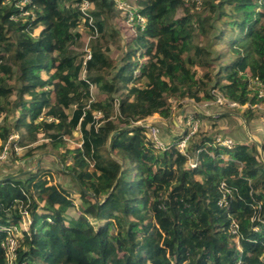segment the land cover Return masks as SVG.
<instances>
[{"label": "trees", "instance_id": "1", "mask_svg": "<svg viewBox=\"0 0 264 264\" xmlns=\"http://www.w3.org/2000/svg\"><path fill=\"white\" fill-rule=\"evenodd\" d=\"M89 2L86 16L80 0H0V149L11 133L25 157L47 140L71 156L81 200L48 169L1 179L0 264H264V136L226 149L199 130L191 167L135 123L158 114L169 124L172 101L209 102L212 89L256 102L246 73L264 82V0H135L146 21L131 36L108 22L127 19L114 0ZM215 21L214 38L232 31L233 55L216 66L200 42ZM12 232L9 263L1 243Z\"/></svg>", "mask_w": 264, "mask_h": 264}, {"label": "built area", "instance_id": "2", "mask_svg": "<svg viewBox=\"0 0 264 264\" xmlns=\"http://www.w3.org/2000/svg\"><path fill=\"white\" fill-rule=\"evenodd\" d=\"M28 0H21L22 3L27 2ZM116 7L123 10L124 14L126 15V23L127 24H133L134 21L136 24L141 25V28H143V25L145 24V19L141 17L136 10L131 8L128 3H126L124 0H114ZM80 10L82 13H84L86 16L89 15L88 10L90 8V2L89 0H80ZM135 27V26H134ZM85 58L90 57V52L85 47ZM248 86L250 89V96H256L258 99L254 103H239L235 100H230L226 98L222 93L217 91L216 89H212L211 93L213 95V99L209 102H204L202 104L203 108H207L210 110L208 106L213 105L215 106V109L209 112V117L212 120H217L221 114H225V111L223 112L222 106H228L233 109L242 108L245 110L246 108H250L252 110H264V82L258 78L257 76L248 75ZM190 101H193L190 99ZM194 102V101H193ZM200 108L201 110H193L192 112H184L183 115H176L173 116L174 120V127H173V135L171 138H163L162 131L160 130V124L158 125V121H153L151 118L147 117L143 120L135 122L136 124L144 127L149 135V138L152 142V144L156 148H170L174 147L179 153L183 154L184 156L188 157V164L189 166L193 167L196 164L195 158H190L189 154L186 152L187 145L189 143L190 138L198 132L201 129L202 120L200 116L203 115L202 110L203 108ZM196 108V107H195ZM100 114L97 113V116ZM48 120H51V118H48ZM172 120V121H173ZM171 131V129H170ZM176 137L175 139H172ZM18 139L17 133H11L7 139V141L4 143L3 147L0 149V161L7 158L8 152L10 149V143L13 142V150L16 152L20 150L22 147L18 146L16 144V141ZM212 143L216 146L231 149L235 143V141L228 136L226 133H223L221 131L215 132L212 136ZM81 146V144H78ZM220 187L225 192L226 195L231 194V188L227 186L224 182L220 183ZM219 204L222 206L227 207L228 201L223 196L219 200ZM237 223L232 219L229 225V231L231 234L235 235L234 240H237ZM16 228L14 227V230ZM4 251L5 256L7 258V261L9 263H12L13 260H15V247L17 245L16 239L14 238L13 232L10 233L9 236L1 243Z\"/></svg>", "mask_w": 264, "mask_h": 264}, {"label": "rangeland", "instance_id": "3", "mask_svg": "<svg viewBox=\"0 0 264 264\" xmlns=\"http://www.w3.org/2000/svg\"><path fill=\"white\" fill-rule=\"evenodd\" d=\"M126 3H128V5L131 6L132 10L133 8L136 10V6H135V3L134 1L135 0H124ZM19 2V1H18ZM17 4H20V3H17ZM21 6V5H20ZM182 14V11L179 10L178 11V15H181ZM108 22L111 24V25H114L115 26H120L122 27V32L126 35V36H131L132 34H135V25H136V22L134 21L133 24H127L126 22L125 23H122V21L118 20L116 21L115 19H109ZM221 28V21H215L214 22V27H213V30L211 32V34L209 35V37H202V39H200V42L201 44L205 45V46H208V48L210 49V51L212 52L213 54V62H214V65H219V64H222L224 62H227L229 60H231L233 58V55L232 54H229V49H230V44H228V38L232 35V31L231 30H226L225 33L223 34L222 38L218 39V38H214L213 37V34H216L217 31ZM35 33H37V30L34 31ZM85 47L84 46H81V47H77V51L79 53L82 52V50H84ZM113 53V52H112ZM218 54H221L222 55V58H221V61L219 60H216V56ZM114 56L115 59H118V55L116 52H114L112 54ZM198 70V69H197ZM198 74H200V71L198 70ZM248 75H251L249 72L246 73V76ZM91 92H92V95L94 98H100V95L99 93L97 92L95 86H91ZM173 103V116H176L177 113H178V109L182 108V106H186V107H190L189 109L191 108H194V106L196 107H202V105L198 104V103H195L193 101H190V99H185L184 101L178 103V101H172ZM183 104V105H182ZM180 106V107H179ZM210 109L211 108H214L215 109V106L213 105H210L208 106ZM223 108V112L224 111H230V112H233L235 113L234 115H229L231 116L232 118H234V120L236 121L237 118H240V116L242 117L243 116V109L242 108H235L234 110H232L233 108H230L228 106H222ZM257 116H260L264 114V110H253ZM226 114H221V116H225ZM10 118H14L16 116L15 112L13 110H11V114H10ZM264 116V115H263ZM244 119V118H243ZM256 119V118H255ZM249 120L247 123L248 125V128H249V131L250 133L256 137V138H259L262 136V134H264V124L262 122V119L259 118L257 120ZM153 121L154 120H157L158 121V125L160 124V121L162 120L161 117H159L158 115H156V117H154V119H152ZM0 121H3V117L0 116ZM239 122V121H238ZM164 123L168 126L169 129H171V132L169 133V135H166V138L169 139L172 137L173 135V123H166L164 121ZM240 124V123H238ZM259 126H262L261 129ZM239 128H240V133H241V136L243 139L245 140H248L247 139V136H246V133H245V129H244V126H243V123H241L239 125ZM160 130H161V124H160ZM162 131V130H161ZM203 132V131H202ZM213 134V133H211ZM79 131L78 132H75L74 135L71 137V141H68L67 142V145L70 147V148H73L75 146H77L79 144L78 142V138H79ZM163 136V134H161ZM176 137L172 138V139H175ZM39 147L36 151V153L33 155L35 157H42L41 159L44 161V164L48 165V166H51L55 171L57 172H62V170H66L67 172H70V167H71V164H72V161H71V156H64L62 157V155H60L58 153V151L55 149V148H52L50 146V144L48 143L47 140H43L41 139L38 143ZM25 149L21 148L20 150H18L17 152L15 150H10L8 152V155H7V158L3 159L0 161V172L1 171H6V172H15V170L20 167V163H17V162H20L21 160H23L25 157V154H24V151ZM24 156V157H23ZM36 160V159H34ZM32 163H27L26 165H24V168H27L29 166H31ZM11 168V169H10ZM22 168V167H20ZM23 169V168H22ZM65 172V171H63ZM68 174L69 176H67L66 179H69L67 182H69V188L71 191H73L74 193H76V196L73 197L74 200H76L77 202H79L78 200H80V197H78L77 195V191L79 189V183L74 180L73 181V178L71 177V173H66ZM72 182V183H71ZM81 201V200H80Z\"/></svg>", "mask_w": 264, "mask_h": 264}, {"label": "crops", "instance_id": "4", "mask_svg": "<svg viewBox=\"0 0 264 264\" xmlns=\"http://www.w3.org/2000/svg\"><path fill=\"white\" fill-rule=\"evenodd\" d=\"M202 104L203 103H201L200 105H202ZM184 105L182 106V108L178 109L179 110L178 113H177L178 116L183 115V113L187 112V111L192 112L193 110H201L200 109L201 107L199 108V107L194 106V108L189 109L190 107H186ZM212 110H214V109L211 108L209 110L207 108H203V110H202L203 115L200 116V118L202 120V124H201V129L200 130L203 131L204 134L212 136L215 132L221 131L223 133H226L228 136H230L235 142H245V143H250V142H253V141H256V142H259V143L261 142L264 134H262V136L259 137V138L254 137L250 133L248 125H247L248 123L243 119V117L240 116V118H237V120L235 121L234 118L229 116V115H234L235 113L230 112V111H228V112L225 111V114H226L225 116H219L217 118V120H212L209 117V112L212 111ZM156 115H158V114H154L153 116H149V118L154 119V117H156ZM258 118H259V120L261 118L262 122L264 124V116H261V117H258ZM258 118H256V119L254 118V119L257 120ZM173 119H175V118H173ZM254 119H251V120H254ZM154 121H157V120H154ZM164 121L165 120L162 119L160 121V123H161V130H162L163 138H166V135H169V133L171 131L168 128V126L164 123ZM172 122L174 123V120ZM238 123H240V124L243 123L244 129H245V133H246V136H247L248 140H245V139L242 138L241 133L239 132L240 131V128H239L240 124H238ZM259 127L261 129L262 126H259ZM211 133H213V134H211ZM35 153L36 152H34V154ZM34 154H32L31 156H27L26 158H24L20 162H17V163H20V167H22L23 169L18 167L15 170V172H12V171L6 172L5 170L1 171L0 172V180L3 179V178L4 179L5 178H10L12 180L22 181V180H24L25 178H27L28 176H30L32 174H35V173L37 174L39 170L48 169V170H50V173L52 174V176L56 180H58L59 183H61L62 187L70 189L68 187L70 183L67 182L68 180H70V178L66 179L67 176H69L66 173L70 174V172H67L66 170H62V172H57L51 166H48V165L44 164V161L42 160L43 159L42 157H35V156H33ZM34 159H36V160H34ZM27 163H32V165L27 167V168H24V165H26ZM63 171H65V172H63ZM73 181H74V179H73Z\"/></svg>", "mask_w": 264, "mask_h": 264}, {"label": "water", "instance_id": "5", "mask_svg": "<svg viewBox=\"0 0 264 264\" xmlns=\"http://www.w3.org/2000/svg\"><path fill=\"white\" fill-rule=\"evenodd\" d=\"M258 147H259V145H260V143L259 142H256V141H253ZM260 154H261V152H260ZM262 155V154H261Z\"/></svg>", "mask_w": 264, "mask_h": 264}]
</instances>
